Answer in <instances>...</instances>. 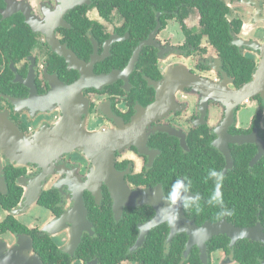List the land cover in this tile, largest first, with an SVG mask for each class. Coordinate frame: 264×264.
<instances>
[{"label":"flooded vegetation","instance_id":"af4514ba","mask_svg":"<svg viewBox=\"0 0 264 264\" xmlns=\"http://www.w3.org/2000/svg\"><path fill=\"white\" fill-rule=\"evenodd\" d=\"M220 1L217 43L193 0H0V264H264V88L230 103L264 68V2ZM70 130L106 131L114 167L9 134Z\"/></svg>","mask_w":264,"mask_h":264},{"label":"water","instance_id":"95a60500","mask_svg":"<svg viewBox=\"0 0 264 264\" xmlns=\"http://www.w3.org/2000/svg\"><path fill=\"white\" fill-rule=\"evenodd\" d=\"M73 3H79L84 2L87 0H72ZM65 2L70 3L69 0H65ZM120 73H117L116 76H120ZM115 77V75H112L110 77L104 78V82H108L112 80ZM85 84V80L83 81ZM205 85H210V83L202 82ZM81 84V85H83ZM264 88V68L260 69L259 74L257 75L256 79L250 83L249 85L245 86V88L234 92L231 97V102L233 104H236L240 101V99L246 95H250L252 93H255L256 90H260ZM68 133H64L62 135H59L54 139L53 141H50V139L43 138L36 140L35 142H32L31 140L28 141L26 137H23L20 133L11 131L10 134V140L11 138H16L17 140H22V143L25 144L26 149L24 153H21L19 157L22 159H36L35 153L38 149V145L43 143V146L39 148L38 150L42 149L44 152H41L39 156L41 155L42 159L44 158L45 153V147H50L49 143L53 142V152L60 153L62 150L71 149L74 146H78L79 148H82L88 152V155L93 157V159L96 162V167H114L112 163V152L111 148L113 146V138L106 132H91L85 130L83 134H81L83 137L77 138L76 137V131H67ZM48 134V133H47ZM113 139V140H112ZM45 141V142H44ZM12 144V142H8V144ZM14 150L21 151V149L18 146V142L15 144ZM259 157H257L255 160H257ZM45 159V158H44ZM103 173H99L100 177H107L108 180L115 186L116 192L118 194V199H125L129 203H138L141 202L139 199L141 197H146V195H137L136 193L129 192L122 184L120 179L115 175L112 174L110 171H108L106 168ZM194 232H196L195 229ZM208 231H213L212 227L208 228ZM235 233L238 234L239 237H249L251 235L250 231L247 229H238L234 230ZM210 232V233H211ZM193 234V233H192ZM257 240L264 241V236H261L260 238L257 237ZM33 264H37V261H34Z\"/></svg>","mask_w":264,"mask_h":264},{"label":"trees","instance_id":"16d2710c","mask_svg":"<svg viewBox=\"0 0 264 264\" xmlns=\"http://www.w3.org/2000/svg\"><path fill=\"white\" fill-rule=\"evenodd\" d=\"M111 2L119 7H135L145 5L146 0H111ZM193 2L199 7L203 15L204 32L208 33L213 41L217 43L221 38L226 37L228 23L224 17L223 2L220 0H193ZM103 5L108 6L107 3ZM152 5L159 9L162 8L161 2H154ZM249 78L248 76L245 81H248Z\"/></svg>","mask_w":264,"mask_h":264},{"label":"rangeland","instance_id":"374dc122","mask_svg":"<svg viewBox=\"0 0 264 264\" xmlns=\"http://www.w3.org/2000/svg\"><path fill=\"white\" fill-rule=\"evenodd\" d=\"M260 1L264 2V0H260ZM253 112H254L253 107L248 106L247 110H245L244 114L241 116L250 118V116L252 115Z\"/></svg>","mask_w":264,"mask_h":264}]
</instances>
